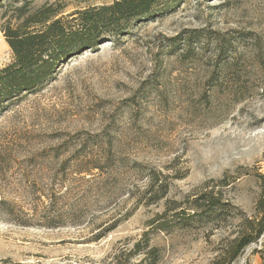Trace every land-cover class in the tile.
I'll return each instance as SVG.
<instances>
[{
    "label": "rangeland",
    "instance_id": "374dc122",
    "mask_svg": "<svg viewBox=\"0 0 264 264\" xmlns=\"http://www.w3.org/2000/svg\"><path fill=\"white\" fill-rule=\"evenodd\" d=\"M32 1L69 17L114 0ZM258 174L264 0H162L0 116V263L109 264L138 241L142 262L148 240L158 264H211L255 216ZM203 194L218 206L181 215ZM233 264H264V235Z\"/></svg>",
    "mask_w": 264,
    "mask_h": 264
},
{
    "label": "trees",
    "instance_id": "16d2710c",
    "mask_svg": "<svg viewBox=\"0 0 264 264\" xmlns=\"http://www.w3.org/2000/svg\"><path fill=\"white\" fill-rule=\"evenodd\" d=\"M161 1L114 0L110 5L77 11L69 17H58L57 10L48 4L35 6L32 0H0V32L13 53V62L0 69V116L28 94L40 91L66 60L83 50L95 48L104 31L116 36L123 35L133 21L150 18L154 7ZM257 177L261 194L255 216H245L241 220L236 235L211 264H233L248 246L258 242L264 235V174H258ZM156 183L157 178L154 177L152 185ZM162 187L159 184V188ZM204 195L208 194L193 200L192 212L182 210L181 215L188 213L189 217L196 218L202 215V210H213L218 206L219 202L205 200ZM165 215H160L151 223L155 224ZM167 225L166 221H162L155 227L166 230ZM145 246L148 250L142 262L131 261L132 255L146 249L142 247V241H138L127 257L123 259L122 254L109 264H158V248L151 247L148 240Z\"/></svg>",
    "mask_w": 264,
    "mask_h": 264
}]
</instances>
